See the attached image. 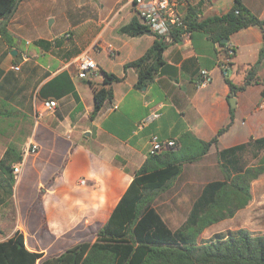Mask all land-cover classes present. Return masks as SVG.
Returning <instances> with one entry per match:
<instances>
[{"label":"crops","instance_id":"1","mask_svg":"<svg viewBox=\"0 0 264 264\" xmlns=\"http://www.w3.org/2000/svg\"><path fill=\"white\" fill-rule=\"evenodd\" d=\"M35 1L43 8L45 3L54 0ZM234 2L183 0L180 12L185 15L190 6L195 7L198 19L202 20L226 13ZM243 2L264 19V0ZM64 13L68 25L63 31L36 37V40H48L47 47L24 40L20 34H15L20 39L11 45L0 36L1 67L8 71L20 62L18 87L29 88L20 93L16 101L22 95L24 100L29 98L33 107L27 111L18 105L14 113L0 117V121L5 120L4 127H7L11 126L7 119L26 117L29 125L23 134L40 145L38 153L23 157L21 177L20 181L16 180L14 193L16 188H26L29 176L36 174L38 184L43 185V203L49 220L58 230H68L81 221L99 220L104 224L136 171L148 158L153 135L177 142L185 132L191 131L199 139L210 140L230 122V109L234 108L231 126L209 153L264 136V107L260 106L264 61L257 71L259 81L246 89L234 92L226 80L229 78L238 85L244 83L250 68L258 61L264 43V33L259 26L233 33L226 46L213 41L204 31L185 32L180 41L168 42L164 51L165 62L175 64L178 75L158 74L144 89L136 85V70H125L124 65L142 56L157 36L153 32L131 36L119 31L135 16L131 4L124 0H80L75 6H67ZM67 31L72 32L70 39L64 36ZM229 46H233L236 53L225 71L223 64ZM7 48H10L11 58L4 56ZM13 49L16 54L12 53ZM87 50L102 73L106 71L121 78L112 83L113 99L105 103L94 119L90 113L95 104V85L77 76L75 64L76 57ZM202 69L212 76L206 86L197 84ZM64 70L71 74L80 101L72 94L57 99L56 110L38 122L34 112L43 99L37 98L33 87L39 81L38 87L41 86ZM45 74L47 76L43 77ZM91 81L102 86L104 73ZM233 93L235 107L230 103ZM79 105L83 106L81 110H77ZM146 118L148 120L142 123ZM42 168L46 170L41 171ZM45 174L48 179L44 178Z\"/></svg>","mask_w":264,"mask_h":264},{"label":"trees","instance_id":"2","mask_svg":"<svg viewBox=\"0 0 264 264\" xmlns=\"http://www.w3.org/2000/svg\"><path fill=\"white\" fill-rule=\"evenodd\" d=\"M21 1L0 0V36L10 45L13 36L6 19ZM234 1L226 13L202 20L198 19L196 8L190 6L183 16L185 27L174 31V40L180 41L185 32L196 29L208 33L221 46H226L228 42H223L224 38L230 39L233 33L249 26H259L264 33V19L257 16L243 0ZM119 31L139 36L150 31V28L134 16ZM35 43L47 47L50 42L37 39ZM166 48L167 43L157 37L142 56L125 63V70H136L138 87L148 85L159 74L166 63ZM227 51V56L231 57L229 49ZM2 60L3 57H0V117L14 113L19 103L23 104L22 100L16 101V97L29 89L28 86L18 87V72L3 69ZM263 61L264 43L258 61L250 68L244 83L238 85L226 78L231 90L241 91L259 81L257 71ZM103 73L104 83L100 87L87 80L92 86L95 85L91 119L97 116L106 102L113 99L112 83L121 80L116 74ZM39 83L33 87L39 99H60L72 94L77 102L80 101L67 70L38 87ZM82 108L79 105L77 110ZM230 112V122L220 128L212 139L202 140L187 131L169 150L149 154L107 221L100 227L95 241H83L56 255L46 256L42 250L29 249L24 233L17 229L13 235L0 241V264H264V233L255 234L247 228H239L217 232L198 241L207 227L233 217L250 203L252 183L264 174V136L218 151L225 178L211 180L203 186L186 220L178 229L172 230L153 204L155 197L181 174L184 163L199 160L210 151L212 145L218 143L219 137L233 122L234 108ZM247 153L251 154L254 163L249 164L244 160ZM22 160L23 153L14 143H10L0 158V205L14 193V164Z\"/></svg>","mask_w":264,"mask_h":264},{"label":"rangeland","instance_id":"3","mask_svg":"<svg viewBox=\"0 0 264 264\" xmlns=\"http://www.w3.org/2000/svg\"><path fill=\"white\" fill-rule=\"evenodd\" d=\"M78 1L80 0H54L45 3L42 8L38 1L22 0L14 13L6 19L8 28L12 31L11 43L20 39L15 34H20L25 37L24 40L28 39L33 44L37 41L38 35H57L68 25V19L64 13L65 8L77 5ZM48 11H52V14H47ZM58 37L61 38V36ZM16 45L18 46V44ZM4 56L12 57L10 48H7ZM16 71H20V69ZM29 92L27 91L28 95ZM18 99L24 101L23 104H19L22 110H33L29 98L24 100L21 95ZM4 121H0V158L10 143L16 144L23 150L31 140L23 134L29 125V119L21 116L9 118L6 121L11 122V126L9 124L7 127H4ZM244 160L249 164L255 161L249 153L244 155ZM42 170L45 171L46 168H42ZM20 177L21 174L18 180ZM44 178L48 179V174H45ZM223 178H225V171L221 166L218 151L208 152L195 162L184 163L181 174L165 191L155 197L153 204L168 226L172 230H176L186 220L189 209L205 183ZM28 180L26 188L22 190L16 188L15 193L10 198L6 197V200L0 205V230L2 231L0 241L13 235L18 229L24 233L29 248L42 250L46 256L56 255L83 241H95L103 224L102 221L97 220L89 223L81 221L68 230H58L57 225L50 222L44 207V194L41 190L43 185L38 184V177L34 173L29 176ZM239 228H247L255 234L264 233V174L252 183L250 203L238 210L233 217L207 227L198 237V241L201 242L217 232H227Z\"/></svg>","mask_w":264,"mask_h":264},{"label":"built area","instance_id":"4","mask_svg":"<svg viewBox=\"0 0 264 264\" xmlns=\"http://www.w3.org/2000/svg\"><path fill=\"white\" fill-rule=\"evenodd\" d=\"M125 3L131 4L135 16H137L141 22L149 26L150 30L161 40L168 43L174 39V31L185 27L183 14L180 12V4L183 0H124ZM64 36L67 39L72 37V32H65ZM229 53L234 56V47L229 46ZM231 57H227L223 67L227 71L230 66ZM77 67V76L80 79L92 80L97 76H102L101 68L93 57V55L87 50L81 52L75 59ZM19 66H13L14 70H19ZM212 81L210 72L206 69L200 71L197 84L199 86H206ZM260 106L264 107V90L260 100ZM58 107V100L56 98H46L41 101L35 111V118L39 122L47 114L54 112ZM146 118L142 123L146 122ZM142 123L140 125H142ZM176 144L175 139L162 140L158 135H153L150 140L149 154H156L162 151L165 147H172ZM40 151V145L30 140L28 145L23 149V157H27L31 154H36ZM22 169V162L14 164V174L16 180H18ZM83 182V181H82Z\"/></svg>","mask_w":264,"mask_h":264},{"label":"water","instance_id":"5","mask_svg":"<svg viewBox=\"0 0 264 264\" xmlns=\"http://www.w3.org/2000/svg\"><path fill=\"white\" fill-rule=\"evenodd\" d=\"M148 33H152V31H148ZM228 38H224L223 42H228ZM13 54H16V50H13L12 52ZM163 74H167L170 75L172 77H176L178 75V67L171 63V62H166L159 71V75H163ZM146 86H144L145 89ZM230 103L232 105V107L236 106V97H235V93H233V95L230 97Z\"/></svg>","mask_w":264,"mask_h":264}]
</instances>
